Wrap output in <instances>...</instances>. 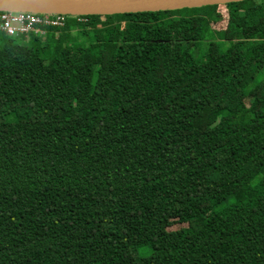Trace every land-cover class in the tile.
<instances>
[{
  "label": "trees",
  "instance_id": "obj_1",
  "mask_svg": "<svg viewBox=\"0 0 264 264\" xmlns=\"http://www.w3.org/2000/svg\"><path fill=\"white\" fill-rule=\"evenodd\" d=\"M83 18L0 41V264H264V0Z\"/></svg>",
  "mask_w": 264,
  "mask_h": 264
},
{
  "label": "water",
  "instance_id": "obj_2",
  "mask_svg": "<svg viewBox=\"0 0 264 264\" xmlns=\"http://www.w3.org/2000/svg\"><path fill=\"white\" fill-rule=\"evenodd\" d=\"M242 1L245 0H0V11L83 17L114 16L195 9Z\"/></svg>",
  "mask_w": 264,
  "mask_h": 264
},
{
  "label": "built area",
  "instance_id": "obj_3",
  "mask_svg": "<svg viewBox=\"0 0 264 264\" xmlns=\"http://www.w3.org/2000/svg\"><path fill=\"white\" fill-rule=\"evenodd\" d=\"M85 22L83 16L0 11V34L9 38L23 37V42L26 43L31 36L44 40L53 29Z\"/></svg>",
  "mask_w": 264,
  "mask_h": 264
},
{
  "label": "rangeland",
  "instance_id": "obj_4",
  "mask_svg": "<svg viewBox=\"0 0 264 264\" xmlns=\"http://www.w3.org/2000/svg\"><path fill=\"white\" fill-rule=\"evenodd\" d=\"M222 11L223 10H220L219 13H222ZM191 20H194V17L192 15H190L187 19L176 20L175 23L188 22ZM236 22L238 25L243 24V16L240 15V17L236 20ZM73 26H77V25H73ZM3 36H5V35H2V36L0 35V41L4 38ZM15 40L20 42V40L23 41V40H25V38H15ZM27 41L30 42L29 40H27ZM202 52H204V50L200 46H198V47L196 46V48L193 49V54L198 58L202 55ZM253 94H254V92L251 94V97L253 96ZM245 104L248 108H251L252 107V100L251 99L246 100ZM261 174H264V170L261 172Z\"/></svg>",
  "mask_w": 264,
  "mask_h": 264
}]
</instances>
